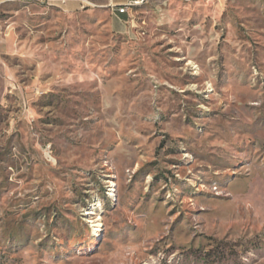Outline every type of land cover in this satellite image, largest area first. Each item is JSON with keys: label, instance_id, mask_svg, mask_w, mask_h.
<instances>
[{"label": "rangeland", "instance_id": "374dc122", "mask_svg": "<svg viewBox=\"0 0 264 264\" xmlns=\"http://www.w3.org/2000/svg\"><path fill=\"white\" fill-rule=\"evenodd\" d=\"M131 9L0 6V264H264V0Z\"/></svg>", "mask_w": 264, "mask_h": 264}, {"label": "crops", "instance_id": "0c3cea01", "mask_svg": "<svg viewBox=\"0 0 264 264\" xmlns=\"http://www.w3.org/2000/svg\"><path fill=\"white\" fill-rule=\"evenodd\" d=\"M130 0H0V6L6 4L26 3L58 6L67 14L82 11H104L109 17L108 27L119 34H133L138 23L135 22L132 10L126 14H118L116 7L126 5ZM188 1V0H183Z\"/></svg>", "mask_w": 264, "mask_h": 264}, {"label": "bare ground", "instance_id": "6f19581e", "mask_svg": "<svg viewBox=\"0 0 264 264\" xmlns=\"http://www.w3.org/2000/svg\"><path fill=\"white\" fill-rule=\"evenodd\" d=\"M141 1H144V0H130L126 4V10L129 12V10H131L132 7H134L135 5H138ZM86 214H92V213L91 212H88Z\"/></svg>", "mask_w": 264, "mask_h": 264}, {"label": "built area", "instance_id": "2783aa9c", "mask_svg": "<svg viewBox=\"0 0 264 264\" xmlns=\"http://www.w3.org/2000/svg\"><path fill=\"white\" fill-rule=\"evenodd\" d=\"M115 11H116L118 14H126V13H128V11L126 10V5L116 7V8H115Z\"/></svg>", "mask_w": 264, "mask_h": 264}]
</instances>
